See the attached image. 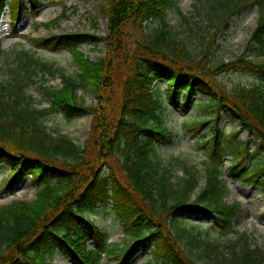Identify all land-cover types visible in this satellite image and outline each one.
<instances>
[{
    "label": "trees",
    "instance_id": "1",
    "mask_svg": "<svg viewBox=\"0 0 264 264\" xmlns=\"http://www.w3.org/2000/svg\"><path fill=\"white\" fill-rule=\"evenodd\" d=\"M176 2L107 0L103 6L108 19L105 37L74 33L28 38L37 48L69 52L78 68L76 77L64 74L35 50L12 52L8 55L11 62L3 66L6 53L0 44V71L6 70L0 84V164L14 168L1 193L12 194L27 177L37 189L31 202L17 200L0 206V264H52L43 253L52 250L55 240L77 264H101L106 256L130 264L146 251L153 264H198V260L211 259L210 252H217L218 246L201 233L187 230L186 219H204L223 237L237 232L234 221L241 207L227 204L224 197L228 193L222 180L226 154L219 118L226 110L240 123V129L260 142L259 150L264 152V63H255L247 55L253 47L258 56L264 54V0L236 2L216 17L217 26L224 30L228 20L247 6L260 14L243 56L209 69L198 62L169 24L168 12ZM41 7V0H0V30L7 11L16 33L24 14H35ZM64 18L66 13L41 26L52 30ZM99 43L106 53L97 62L79 49L91 44L95 51ZM230 69L251 70L263 82L231 92L216 78ZM58 74L62 88L40 85L51 105L34 108L27 89L39 79ZM81 89L94 94L96 103L81 102L77 95ZM197 95L206 101H193ZM166 99L180 111L199 104L214 122V137L210 145L205 143L211 159L205 187L193 200L190 195L196 189V176L187 172L189 177L175 184L160 172L156 159L157 148L174 137L163 120ZM57 113L67 120L90 117L84 145L48 131L42 118ZM206 124L197 121L191 127ZM247 146V142H238L228 173L231 179L264 192V160L252 161ZM107 199L113 202L116 220L126 235L125 246L107 244L89 220L93 207ZM262 217L264 220V214ZM90 242L96 245L92 250L85 246ZM247 245L242 264L264 262L261 249ZM193 249L202 253L195 255ZM214 258L221 263L218 255Z\"/></svg>",
    "mask_w": 264,
    "mask_h": 264
},
{
    "label": "rangeland",
    "instance_id": "2",
    "mask_svg": "<svg viewBox=\"0 0 264 264\" xmlns=\"http://www.w3.org/2000/svg\"><path fill=\"white\" fill-rule=\"evenodd\" d=\"M241 1L243 0H177L176 5L168 12V21L173 32L178 36V39L185 41L189 51L197 58L198 62L204 65V68L209 69L213 65L227 62L234 63L246 51L252 32L258 24L259 13L256 9L247 6L228 22V27L224 30L221 26H217L218 19L216 18L228 5L234 6L236 2ZM41 2L44 6L40 11L35 14L31 12L24 14L16 33L12 32L9 13L5 14L0 30V44L6 53L2 65L5 66L11 62L12 58H8V55L12 52L35 50L44 60L55 63L64 74L76 77L78 68L69 52L66 50L49 52L37 48L33 43H30L28 38L74 33L105 37L108 31V19L103 14V6L107 0H41ZM63 13H66L67 18H64L52 30L41 26V24H49L61 18ZM93 48L94 46L91 44L79 47L94 62L104 59L106 53L104 44L99 43L95 51ZM255 48H251L247 55L255 63H264V54L258 56L254 51ZM5 76L6 70L2 69L0 84L5 80ZM216 78L231 92L239 91L241 87L250 89L263 82L262 78L251 70L241 69H230V71L218 74ZM40 85L53 90L60 89L63 87L61 76L60 74L55 77L46 76L39 79V83L30 85L31 87L27 89V95L33 98V107L43 110L48 108L52 102L50 97L44 94ZM160 88L163 92L166 89V84L163 82ZM77 95L79 100L86 105L96 103L95 95L89 90L81 89ZM162 98L164 99L165 96L162 95ZM196 100L206 101L200 95L193 99V101ZM163 120L167 131L174 137L171 143L157 148L156 159L161 168L160 172L165 173L175 184L182 183L184 179H187L189 177L187 172L194 174L197 183L196 189L190 195L193 200L205 187L206 172L211 162L207 151L211 144L210 140L214 136L211 131L214 122L210 119L209 114H205L199 104L189 107L186 111H180L174 108L167 99L164 101ZM197 121H205L207 124L203 127L192 128V124ZM219 121L220 128L224 132L222 143L224 154H226L222 167L223 183L228 191L224 196L225 201L229 205L239 203L241 207L234 221L237 232L223 237L219 230L212 229L208 222L199 218L186 219L183 225L195 234L201 233L205 239L218 246L217 252H210L211 259L198 260V264H217V260L214 258L216 255L221 262L218 264H242V252L246 244L251 249L259 248L264 253V220L262 217L264 192L259 187H251L231 180L228 169L234 162L237 141L249 143L248 152L254 160L262 162L264 152L258 151L259 141L253 135L240 130V124L234 121L226 110L222 112ZM42 122L50 133L55 136L66 135L78 146L84 145L88 140L90 131V117L88 116L82 115L73 120H67L62 114L57 113L42 118ZM13 170L12 167L0 164V188ZM36 191L35 185L31 183L30 178H27L17 185L14 195H4L0 192V206H7L17 200L31 202L36 199ZM108 195L111 196L112 191L109 190ZM112 207L113 202L109 200L97 203L90 211L89 220L96 225L100 234L105 236L108 244L124 246L126 237L120 225L114 222L116 217ZM183 244L189 250L186 241H183ZM86 246L90 250L96 245L90 242ZM52 247V250L43 253L45 259L55 264H77L75 258L62 250L59 242L55 240ZM191 252L195 255L202 253L197 249H193ZM150 260L149 251L142 252L131 264H153ZM101 264H117V261L106 257Z\"/></svg>",
    "mask_w": 264,
    "mask_h": 264
}]
</instances>
